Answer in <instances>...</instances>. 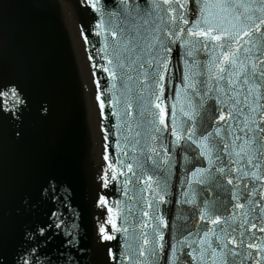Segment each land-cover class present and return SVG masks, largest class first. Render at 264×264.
I'll list each match as a JSON object with an SVG mask.
<instances>
[{
	"label": "snow or ice",
	"instance_id": "6c2138e0",
	"mask_svg": "<svg viewBox=\"0 0 264 264\" xmlns=\"http://www.w3.org/2000/svg\"><path fill=\"white\" fill-rule=\"evenodd\" d=\"M84 3L106 74L93 99L119 153L93 179L102 211L85 242L83 212L64 219L76 186L53 162L14 188L10 222L0 174V264H264V0ZM57 106L0 57V139L25 148ZM117 181L123 200L101 191Z\"/></svg>",
	"mask_w": 264,
	"mask_h": 264
},
{
	"label": "water",
	"instance_id": "95a60500",
	"mask_svg": "<svg viewBox=\"0 0 264 264\" xmlns=\"http://www.w3.org/2000/svg\"><path fill=\"white\" fill-rule=\"evenodd\" d=\"M87 9L84 0H43V7L39 8L9 0L0 57L10 71L27 69L34 86L54 94L58 106L48 125L34 127L25 148L11 142L10 132L0 139V174L6 182L4 209L11 222L16 206L14 188L30 181L39 168L55 162L76 186L75 204L68 206L64 219L67 221L75 209L78 222L83 212L89 233L85 242L90 243L93 215L102 211L91 204L93 179L98 181V170L107 167L105 153L113 160L119 153L112 135L115 119H104L93 99L97 91L94 77L104 85L106 74L92 66L93 60L99 61L93 53L101 45L96 33L87 31L91 19ZM26 19L34 27H19L20 21ZM120 189L117 181L114 190L110 187L101 191L111 193L110 199L123 200Z\"/></svg>",
	"mask_w": 264,
	"mask_h": 264
}]
</instances>
